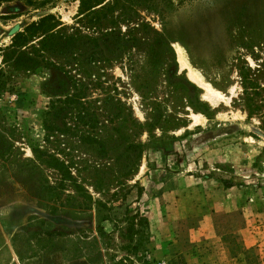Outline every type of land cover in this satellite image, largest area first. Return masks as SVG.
<instances>
[{"label": "rangeland", "instance_id": "1", "mask_svg": "<svg viewBox=\"0 0 264 264\" xmlns=\"http://www.w3.org/2000/svg\"><path fill=\"white\" fill-rule=\"evenodd\" d=\"M78 4L0 0V264L131 259L132 214L149 264H264V124L239 75L264 86V0H182L163 24L140 12L154 44ZM47 14L51 38L10 47Z\"/></svg>", "mask_w": 264, "mask_h": 264}, {"label": "trees", "instance_id": "2", "mask_svg": "<svg viewBox=\"0 0 264 264\" xmlns=\"http://www.w3.org/2000/svg\"><path fill=\"white\" fill-rule=\"evenodd\" d=\"M78 1L77 16L87 17L90 14V17L93 16L95 19L100 20V23L103 22L111 25L114 23L117 25L124 24L126 27V36L128 39L133 40L132 42L137 41L138 36L139 38H143L144 35H150L152 36L150 40L152 44L158 42L163 43V40H160L158 36L159 32L147 20L141 18L140 12L147 13V15L156 18L159 23L163 24L167 14L176 10L182 2V0H91L94 3L90 5V0ZM95 6H98V8H94ZM49 18H51V15L47 14L37 22H29L21 31H16L12 36L10 47H21L26 42L27 36L37 30L41 32V42L51 38L54 33H52L53 27L46 22ZM113 31L114 28H104L103 32L100 33L102 39L109 40L107 38L114 34ZM117 31L120 33L119 29ZM151 48L149 47V49ZM166 50L172 55L168 45ZM29 59L31 60V58ZM20 60L21 56L14 58L16 64H19ZM239 75L241 77L242 101L246 116L249 118L252 114L259 113L261 122L264 124V86H260L250 77L249 69L242 70ZM191 86L195 89L193 85ZM67 99L69 100V98ZM197 107L198 109L199 107L205 110L207 109L204 104H199ZM127 220H129L127 221L129 223L123 233L126 244L121 246V249H125L126 253L131 255L132 258L130 259L128 256L120 257L113 264H122L121 262L123 260L127 261L128 264H149L145 257L146 250L141 243L143 230L139 229L142 227V224H145V221L141 216L138 217L136 214H132ZM134 226H138L139 228H134ZM97 232L101 236L104 234L100 227L97 228Z\"/></svg>", "mask_w": 264, "mask_h": 264}, {"label": "bare ground", "instance_id": "3", "mask_svg": "<svg viewBox=\"0 0 264 264\" xmlns=\"http://www.w3.org/2000/svg\"><path fill=\"white\" fill-rule=\"evenodd\" d=\"M176 48V52H177V58L179 60V64L181 65V67L187 68V74L190 80H192L193 82H196L200 85H202L205 88V91L207 93V95L210 96H218L219 92H217L216 90L212 89L211 87H209L205 82L202 81V76H200L197 72V70H195L185 59V54L184 51L179 47H175Z\"/></svg>", "mask_w": 264, "mask_h": 264}]
</instances>
